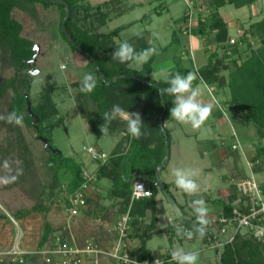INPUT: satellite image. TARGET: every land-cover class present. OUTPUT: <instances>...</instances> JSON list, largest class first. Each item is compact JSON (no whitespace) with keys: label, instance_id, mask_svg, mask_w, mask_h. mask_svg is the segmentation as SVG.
<instances>
[{"label":"trees","instance_id":"trees-1","mask_svg":"<svg viewBox=\"0 0 264 264\" xmlns=\"http://www.w3.org/2000/svg\"><path fill=\"white\" fill-rule=\"evenodd\" d=\"M207 1L211 10L206 17L201 15L193 26H188V12L183 15L182 19L185 22L188 35L205 38L213 35L217 45L215 51L209 55L207 63L198 69L193 66L185 68L177 62L169 75L155 80L151 78L154 58L157 53L166 51L169 47L165 46L156 50V53L151 55L148 61L141 65L140 69H130V63H120L112 59V53L119 46L115 45L114 38L123 29L133 25L134 22L116 27L108 33H99L98 29L106 25L108 21L110 10L107 7L109 4L107 1L93 6L87 0H0V49L3 52H8L9 62L17 72L28 67L26 61L32 58L34 51L32 50V42L22 37L23 27L13 16V10L19 8L26 12L31 10L33 13V5L38 3L43 9L56 8L60 12L59 31L63 40L72 51L86 59L88 73L92 74L96 81V86L91 92L81 91L80 95L93 107V111L86 115L81 113V116L87 122L90 132L97 139L103 135L100 131V126L104 123L102 115L104 112L110 111L113 105H119L125 111L136 112L141 115L143 124L141 126L142 135L139 139H134L127 133L126 121L121 118L112 120L108 125L107 132L113 136L121 134V138L111 152L107 154L108 157L105 162H93L97 168L95 172H92L95 180L90 182V187H96L100 181L106 179L110 183L107 189V200L111 201L112 207L116 208L119 216L128 207L134 181L143 182L151 191V196L141 198L133 203L130 211L131 217L136 214L137 207L139 208V215L144 214L146 210L154 211V196L160 190L155 183L154 173L160 167V176L168 163L170 132L166 123L173 119L170 116V109L173 107L172 101L174 99L167 94L161 96L159 89L167 87L166 79L171 78L176 73L182 76L195 73L196 82L202 81L208 86H213L215 92L216 89L226 90L229 95L227 101L229 109L240 114L247 127L253 128L257 141L264 140V12L258 21L248 25L231 43L232 37L229 36L227 22L218 13V9L225 5H232L239 9L253 5L256 0ZM82 12L83 15H81ZM63 20L65 30L73 42L68 40L61 29ZM247 36L256 41L258 45L251 46ZM176 41L174 36L171 44L176 43ZM127 42L137 52L151 48L142 35L133 37ZM242 44L247 45L248 54L245 58L242 57L240 51ZM17 79L15 76L4 83H0V98L5 88L11 86L13 88L11 113L15 112L17 115H22L24 111L23 121L26 125L33 126L34 118L27 113L24 94L25 92L29 93L30 86L26 77H23L18 89L15 87ZM30 102L32 113L39 118L38 124L33 127L38 136L47 141L46 145L49 151L54 154L55 158H51L54 168L56 170L63 168L71 173L67 190L68 192L72 191L83 183L85 168L81 163L70 162L61 152L57 153L58 150L53 152L49 135H43V132H51L55 127L63 124V119L60 117L56 121H52L57 118L58 110L52 100L51 92L41 93L36 105L31 99ZM165 137H167L166 141ZM262 149L264 146L257 148V150ZM28 165L29 162L25 160V166ZM164 185L173 197L170 192V184L165 183ZM173 199L175 201L174 197ZM87 202L91 205L94 203L95 211H88L86 207L82 216L94 214L97 218L101 217L102 212L98 201L89 197ZM34 210L43 211V207L33 206L30 210L18 209L13 216L16 219L23 218ZM232 210L231 206H225L224 215L230 216ZM152 217V223H154L155 218ZM0 218H7V216L1 213ZM181 225L191 229L193 234L196 233L195 228L182 222ZM240 232L235 234L231 242L224 243L219 249L220 264H264V247L251 237H243ZM55 233L61 234V242L63 243L69 238L64 226L56 230L46 220L44 214L43 229L37 248H42L48 240L51 241ZM206 235L211 236L205 232L204 236ZM140 239L143 243L145 235L143 234ZM140 250L144 256L148 255L142 245ZM32 258L33 256H27L23 264H29Z\"/></svg>","mask_w":264,"mask_h":264},{"label":"rangeland","instance_id":"rangeland-1","mask_svg":"<svg viewBox=\"0 0 264 264\" xmlns=\"http://www.w3.org/2000/svg\"><path fill=\"white\" fill-rule=\"evenodd\" d=\"M106 1L109 3L107 7L110 13L106 25L98 29L99 33H108L116 27L134 22L133 25L123 29L114 38L115 45L142 35L146 39V43L156 50L170 46L171 35L167 30L172 21L168 18L169 12L164 10L161 15H155L153 22L148 25L146 16L144 17L143 15L150 14L152 6L149 5V0H140L142 5L137 7L130 5L134 0H87L93 6ZM166 1L170 4L171 12L173 13L172 20L175 21L183 11H185L184 15L187 13L188 6L184 0ZM189 5L191 6L190 12H196L197 7H195L196 9L194 8V2L192 0H189ZM201 8V14L207 16L210 10L207 9L206 4L205 8L202 6ZM228 8L230 15L235 18L234 21L237 25L235 32L232 34V39H236L248 25L261 18L264 12V0H256L253 5L245 6L242 9H236L232 5H229ZM12 14L22 24V37L32 42L33 46L35 44L38 45V55L34 63L17 72L15 67L9 62L8 52H3L0 49V83H4L6 80L16 76L18 78L16 84L18 85L16 86L15 84V87L19 89L20 80L26 77L30 88L29 93L25 92L24 94H28L35 105L41 93L46 91L51 92L52 100L58 110L57 118H54L52 121H56L60 117L63 119V124L55 127L51 132H43V135H49L51 139L50 146L53 149L60 151L70 162L81 163L84 167L86 165L87 170L90 171L94 168L95 164L90 160L86 148L93 146L108 154L112 150L114 138L113 135L107 132L97 139L90 132L87 122L81 116V113L86 115L88 112L93 111V107L80 95L82 78L89 72L86 66L87 61L83 56L72 51L69 45L63 40L59 31L61 14L56 8L46 10L40 4L35 3L33 5V13H31V10L26 12L16 8ZM119 14L121 15L120 17H118ZM81 15H83V12ZM159 22L161 27H159ZM192 23L191 21V26L194 25ZM148 28L153 29L155 33L153 34L152 32V35L149 36L145 32V29ZM247 40L253 47L258 45L249 36H247ZM246 48L247 45L242 44L240 46L243 58L248 54ZM173 50L171 49V53ZM168 51L170 50L168 49ZM190 51V54L182 52V57L184 59L187 57L190 58V56L192 57ZM200 57H197L198 62L201 60ZM187 59L182 65L185 67L188 66L189 68L192 66L195 67L194 62ZM159 64L161 62H157L156 67ZM139 66L141 67V64H131L129 67L130 69H140ZM171 67H175V65L172 64ZM172 70L173 68L168 67L157 69L153 71L151 78L157 80L166 77ZM193 74L196 76L195 73ZM198 84L201 86V89L204 88L203 91H206L208 103L214 105V101L218 99L215 91L213 92V98L201 81ZM12 94L13 88L8 86L0 98V214L2 213L7 216L6 223L0 225V234L8 237L12 236L10 246L0 248V252L6 251L14 244H18L24 250L32 253L36 250V244L43 229L44 214L46 220L56 230L62 228L65 224V219L61 211L62 203L68 192L67 185L71 179V173L63 168L58 170L54 168V163L51 160V158H55L54 154L49 151V148L44 144L41 137L38 136L33 126L26 125L23 120L20 124L8 122V116L11 113L10 105ZM23 114L24 111L22 112ZM182 127L176 128V132H173L171 135L170 171L174 168H187L193 160L192 156L185 157L183 155L185 154L183 144L189 143L196 147V141L193 138L188 141L183 140L182 129H184V125ZM117 138L120 139L121 134H117ZM25 160L29 162L28 166H25ZM6 162L8 165L7 168H5ZM212 172L214 182L217 180V177L214 174V170ZM12 176H16L14 181L11 180ZM4 178H8L9 182L5 183ZM212 190L210 189V193ZM171 192L174 193L172 189ZM159 193L164 196L162 210L166 212V215L163 214V217H167L169 212L177 216L170 203V207L167 205L166 202L169 201H167L163 192L159 190ZM206 193L208 195L210 194L209 191H206ZM215 193L214 191L211 193L212 197L215 196ZM175 197L178 200V196ZM33 206H41L43 207V211L34 210L26 217L19 219L13 216L18 209L30 210ZM86 207L88 209V202ZM9 216L15 219V224L10 220ZM94 216V214L80 215L72 221L71 232L78 243H82L86 238L90 237H94L93 239L99 245L100 243L102 244L101 241L105 242L106 240H110V234L104 233L105 231L96 222L97 216H95L96 218ZM98 218L102 219V217ZM112 219V215H106L105 220L108 223H112ZM9 226L15 228L12 230V233L8 229ZM103 260L106 259H101L99 264H105ZM29 264H43L42 258L34 255Z\"/></svg>","mask_w":264,"mask_h":264},{"label":"crops","instance_id":"crops-1","mask_svg":"<svg viewBox=\"0 0 264 264\" xmlns=\"http://www.w3.org/2000/svg\"><path fill=\"white\" fill-rule=\"evenodd\" d=\"M192 1L194 2V8L197 7V10L194 13L191 12L192 14L190 15L189 19L193 22L192 24H196L197 20L202 15L201 6L205 8L206 4L207 9L211 10V8H209L207 0ZM148 2L149 5L152 6V9L150 11V14L143 15L144 17L146 16L145 18L146 22H148V25L153 22L155 15H161L164 10L166 12H169L168 18L170 19V21H172L167 30L171 35L170 46L168 48L170 51L166 50L157 53L152 64L151 75L153 74V71L157 69H163L164 67L173 68L174 70V67H171V65H175V63L177 64V62L182 65V63L188 57L184 59L181 54L182 52L190 54L189 50H191L190 52L192 57L188 55L190 56V58H188L187 60H191V62H194V68L198 69L204 66L208 61L209 55L213 53L217 47L214 41V36L209 35L205 38L202 36L191 34L188 35L185 29V22L182 19L185 11H183L181 15L174 21L172 20L173 13L171 12L170 4H168L166 0H149ZM130 5H132L133 7H137L141 6L142 2L140 0H134ZM228 6L229 5H225L224 7L219 8L218 13L222 17H224L225 21L227 22L228 33L229 36L232 37V34L237 28V25L234 21L235 18L230 15ZM120 16L121 15L119 14L118 17ZM205 16L202 15V17ZM156 23L158 24L157 21ZM159 27H161V25ZM145 32H147V34L151 36L153 29H145ZM154 33L155 32H153V34ZM174 36L176 37L177 41L176 43L171 44ZM171 49H174L172 53ZM196 56H201L200 62H198V58ZM157 62H161L158 67H156ZM185 68L189 67L187 66ZM192 86L193 88L200 87L201 89V86L198 84V82L195 81V79L192 82ZM203 89H201V102L208 103V96L206 94V91H203ZM215 95L218 99L216 100V102H214L211 115L199 129H193L190 124H182L177 122L175 119H172L171 121L166 123V127L170 132V143L172 139L171 135L173 134V132L175 133L176 128L178 127L183 128V125V140L188 141L189 139L193 138L196 141V147H194L193 144L190 145L189 143L183 144V151L185 152V154L183 155H185V157L192 156L193 158L192 162L187 166V168H191L197 171L198 175L194 177V179L199 185V190L195 194L189 195L180 191L176 187L174 183V177L171 174L169 166L171 157L170 146L168 153V163L165 169L161 172L160 178L162 177L161 180L164 184H170V192L172 189L174 193H171L175 198L176 204L180 207L184 218L190 220L196 225L197 216L194 213L192 204L194 200H204L205 205L208 208V212L205 217V219L208 221V224L206 225L205 232H207V234L209 233L211 235H215L217 237V240L221 243H226L230 236L231 230L227 231L226 234H221L219 233V228L215 224H213V221L218 216L224 215V208L227 205L231 206L233 210H244L243 198L239 197L234 189L233 180H235L236 178L252 174L259 183L264 195V149L257 150L258 147L264 146V140L257 141L255 139V132L253 128L247 127L242 120L241 115L229 109L227 104L229 95L226 90L216 89ZM113 138L114 144L112 149L119 140L117 138V135L113 136ZM234 144H238L237 149L231 148V145ZM196 149L198 150V152ZM250 163L252 164V168H249L248 166V164ZM86 167L87 166L85 165V170H87ZM96 168L97 165L95 164L94 168L89 172H95ZM213 170L214 174H216L217 177V180H215L214 182V179L212 178ZM106 181L107 180L104 179L100 181V184L98 186H91V189H89L88 193L89 197L95 198L101 207L102 219L97 218L96 222L99 224V226L102 227L103 231H105L104 233L110 234L109 241L106 240L104 242L99 240L102 242V244L100 243L102 247H108L111 245L114 239L112 226L119 218V213L117 212L116 208H113L111 205V201L107 200V189L110 186V183L108 181L107 183ZM210 189H213L211 193H213V191L216 192L214 197H212ZM206 191H209L210 194L208 195ZM175 196H178V200ZM166 203L169 206V202ZM93 204H88V211H95V206H93ZM154 204V211L146 210L144 214L139 215V208L137 207L136 214L132 216L129 236L135 248L140 249L142 245L148 255L154 256L171 255V251L173 249L183 248L186 251H196L198 253L197 264H220V251L211 246V243L208 240L210 235H206L201 238L199 234L194 233L191 239H188L187 237L181 238L177 236L176 226L182 228L181 222L179 219L177 220L178 216L172 215L170 214V212L168 213L167 217H163V214L166 215V212H163L162 210L164 205V196H162L159 191H157L154 196ZM61 212L65 219L63 210ZM106 215L113 216L112 223H108L105 220ZM152 216H154L155 218L154 223H152ZM5 223L6 218H0V225H4ZM8 229L11 230L10 233H12V230H14L15 228L9 226ZM240 233L243 237L250 238L246 230H241ZM143 234L145 235V240L142 243L140 237L143 236ZM11 237L0 234V248L10 246L12 239ZM38 242L39 239L37 241L36 248L38 247ZM48 242L49 240L47 241V243ZM103 262H105V264H112L109 260H103ZM83 264H91V262L89 260H85Z\"/></svg>","mask_w":264,"mask_h":264},{"label":"built area","instance_id":"built-area-1","mask_svg":"<svg viewBox=\"0 0 264 264\" xmlns=\"http://www.w3.org/2000/svg\"><path fill=\"white\" fill-rule=\"evenodd\" d=\"M187 12L190 17L191 6L189 0H184ZM188 26H191V20H188ZM235 40L231 39L233 43ZM208 93L213 97L214 87L208 86L201 81ZM214 98V97H213ZM216 102V101H214ZM238 144L232 145V149H237ZM86 152L92 162H105L108 155L99 149L88 146ZM252 168V164H248ZM83 183L72 191L67 192L62 210L65 214L64 230L68 232L66 242H61L60 233L53 236L48 244L42 248H36L32 253L24 250L20 245L14 244L6 251L0 252V264H23L27 256L38 255L42 258L43 264H83L85 260H90L92 264H99L101 259L109 260L112 264H175L171 255L154 256L143 255L140 249L133 246L130 239V224L132 217L131 207L135 201L141 198L150 197L151 191L147 189L141 181H134L130 202L126 211L119 216L118 220L112 226L114 239L110 246L102 247L94 239L86 238L82 243H78L71 232V223L86 209V202L90 188V182L95 180L92 172L83 171ZM233 185L239 197L243 198L244 210H232L230 216L221 215L214 221L219 228V233L226 234L231 230L226 243L233 240L236 233L246 230L249 236L264 247V199L263 191L255 179L250 175H244L233 180ZM10 220L15 224L12 217ZM181 226V225H180ZM184 231L191 229L182 225ZM209 242L212 247L220 249L224 243L217 240L215 235L209 236Z\"/></svg>","mask_w":264,"mask_h":264},{"label":"clouds","instance_id":"clouds-1","mask_svg":"<svg viewBox=\"0 0 264 264\" xmlns=\"http://www.w3.org/2000/svg\"><path fill=\"white\" fill-rule=\"evenodd\" d=\"M156 53V49L149 48L137 52L134 47L127 41H123L119 44L115 51L112 53V59L119 61L120 63L131 64H143L148 61L151 55ZM195 79L193 73H188L186 76H182L176 73L169 79H166L165 83L167 87L160 88L159 92L161 96L167 94L172 96L173 107L170 109V116L177 122L182 124H190L193 129H199L204 122L211 115L213 104L202 103L201 96L202 91L200 87L193 88L192 82ZM96 86L95 78L92 74L86 73L81 82L82 92H91ZM104 123L100 126V131L103 134L107 133L108 125L112 120L121 118L127 123V133L134 139H139L142 135L141 115L136 112H129L122 109L119 105H113L110 111L104 112L102 115ZM23 120L22 115H17L15 112L10 113L8 116V122H15L20 124ZM7 162L5 168H7ZM171 174L174 177V183L176 187L189 195L195 194L199 190L194 177L198 175L197 171L191 168H174L171 170ZM16 176H12L11 180H15ZM4 182L8 183L9 179L4 178ZM193 210L197 216V225L195 232L199 234L201 238L205 235L206 225L208 221L205 219L208 208L205 205L204 200L197 199L193 201ZM177 236L191 239L193 232L184 231L179 226H176ZM172 260L176 261V264H197L198 253L196 251H186L183 248L173 249L171 251Z\"/></svg>","mask_w":264,"mask_h":264},{"label":"water","instance_id":"water-1","mask_svg":"<svg viewBox=\"0 0 264 264\" xmlns=\"http://www.w3.org/2000/svg\"><path fill=\"white\" fill-rule=\"evenodd\" d=\"M66 13L68 14V9L66 8ZM62 31L64 32V34L67 36L68 40H70L71 42H73L71 36L67 33V31L65 30V27H64V20L62 22V27H61ZM38 45L35 44L33 47H32V50L34 51V55L32 56V58L28 61H26V64L29 66L31 63H34L36 61V58H37V55H38ZM78 49V47H77ZM103 78V77H102ZM104 79V78H103ZM25 101H26V110H27V113L32 116L34 118V121L32 123L33 126H36L39 122V118L38 116H35L33 113H32V110H31V102H30V99H29V96L28 94H25ZM41 139L43 140L44 144L46 145L47 144V141L41 137ZM167 140V137H165V141ZM47 146V145H46ZM53 152H56V150H53ZM57 153H60V151H57ZM161 168L158 167L154 173V179H155V183L157 185V187L163 192V194L165 195L166 199L169 201L170 205L172 206V208L174 209V211L176 212L179 220L192 227V228H196V224L191 222L190 220H187L186 218H184L179 206L176 204V202L174 201L173 197L171 196V194L169 193V191L166 189L164 183L162 182L160 176H159V172H160Z\"/></svg>","mask_w":264,"mask_h":264}]
</instances>
